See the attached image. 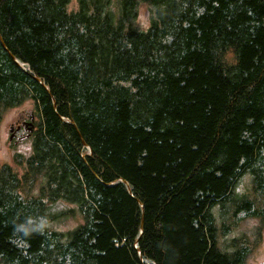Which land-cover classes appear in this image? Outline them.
<instances>
[{"label":"trees","instance_id":"1","mask_svg":"<svg viewBox=\"0 0 264 264\" xmlns=\"http://www.w3.org/2000/svg\"><path fill=\"white\" fill-rule=\"evenodd\" d=\"M71 3L0 0V132L39 119L0 164V264H245L220 237L264 226V0Z\"/></svg>","mask_w":264,"mask_h":264},{"label":"rangeland","instance_id":"2","mask_svg":"<svg viewBox=\"0 0 264 264\" xmlns=\"http://www.w3.org/2000/svg\"><path fill=\"white\" fill-rule=\"evenodd\" d=\"M77 0H72L70 9H77ZM151 17V10L148 6H142L138 13L136 25L140 29H147ZM35 117V123L38 122L36 111L31 102L25 103L23 106L8 111L1 123L0 132V164H8L17 166L21 162L20 155L27 157L31 154L33 149V141L25 130L17 131L18 124L23 121H31V117ZM12 128L14 130L12 131ZM13 135V139L10 137ZM250 180L248 177L238 185V193L250 192ZM66 207H73L65 204ZM65 207L59 204L54 210H62ZM81 217L78 215H70L61 218L55 222V228L58 230H69L78 225ZM237 238V239H236ZM235 243L237 245L246 244L250 249V255L245 264H264V226L261 225L258 219H253L240 214L236 225L231 228V232L227 235H221L220 245L222 248L232 250Z\"/></svg>","mask_w":264,"mask_h":264},{"label":"flooded vegetation","instance_id":"3","mask_svg":"<svg viewBox=\"0 0 264 264\" xmlns=\"http://www.w3.org/2000/svg\"><path fill=\"white\" fill-rule=\"evenodd\" d=\"M18 127H20L18 129ZM35 129V117H31V121H23L22 124H18L16 127L17 131H21V130H25L28 133H32ZM14 130V128H12V131Z\"/></svg>","mask_w":264,"mask_h":264},{"label":"water","instance_id":"4","mask_svg":"<svg viewBox=\"0 0 264 264\" xmlns=\"http://www.w3.org/2000/svg\"><path fill=\"white\" fill-rule=\"evenodd\" d=\"M39 81H40V79H38ZM20 127H18V129H19ZM11 139H13V135L10 137Z\"/></svg>","mask_w":264,"mask_h":264}]
</instances>
